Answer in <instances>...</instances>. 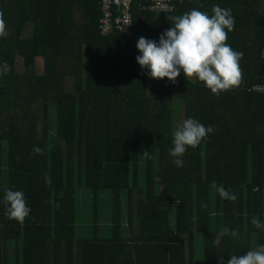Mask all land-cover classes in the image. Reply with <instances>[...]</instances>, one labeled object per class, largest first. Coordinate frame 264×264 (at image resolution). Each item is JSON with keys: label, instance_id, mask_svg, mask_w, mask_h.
<instances>
[{"label": "trees", "instance_id": "obj_1", "mask_svg": "<svg viewBox=\"0 0 264 264\" xmlns=\"http://www.w3.org/2000/svg\"><path fill=\"white\" fill-rule=\"evenodd\" d=\"M213 5L234 16L227 43L243 53L242 78L219 96L177 78L184 119L214 129L177 168L168 154L176 82L150 78L136 44L158 43L169 17L193 8L211 15ZM103 14L97 0H0V66L10 68L0 74V264H115L110 256L125 250L127 264H195L197 236L204 264H218L264 245V230L251 224L264 222V93L255 90L264 85V0H183L166 13L135 7L133 38L102 35ZM213 185L237 199H221ZM81 188L96 203L112 195L111 238L77 236ZM9 189L31 208L23 224L5 215ZM223 228L239 239L220 237L217 247Z\"/></svg>", "mask_w": 264, "mask_h": 264}, {"label": "clouds", "instance_id": "obj_2", "mask_svg": "<svg viewBox=\"0 0 264 264\" xmlns=\"http://www.w3.org/2000/svg\"><path fill=\"white\" fill-rule=\"evenodd\" d=\"M211 13L209 15L208 12L193 8L169 17L171 27L160 35L158 43L156 40L140 37L136 44L140 55L136 60L141 69L146 70V74L152 79L167 78L172 83L183 73L189 81L196 79L202 82L215 96L237 87L242 78L240 61L243 53L234 50L227 43L228 33L235 27L234 16L231 9L219 5H213ZM2 29L3 21L0 20V34ZM8 71L10 68L7 63L0 66V74H7ZM213 132L211 126L206 127L195 118L184 119L175 125L171 132L173 147L168 153L172 157V163L177 168L183 167L182 157L187 150L197 148ZM33 152L43 155L44 150L35 146ZM46 182L51 183L50 178H46ZM213 187L221 199H237L235 193L223 185ZM3 204L8 219L21 224L31 213L25 194L20 190H6ZM251 224L264 230V222L259 217H252ZM223 236L239 239V231L223 228L214 240V245L218 247L220 237ZM230 256L227 261L220 257L218 264H264V245L251 248L244 254L233 253Z\"/></svg>", "mask_w": 264, "mask_h": 264}, {"label": "built area", "instance_id": "obj_3", "mask_svg": "<svg viewBox=\"0 0 264 264\" xmlns=\"http://www.w3.org/2000/svg\"><path fill=\"white\" fill-rule=\"evenodd\" d=\"M102 6L103 17L100 19L99 30L104 36L121 32L133 38L135 32L134 9L155 13L171 12L183 0H97ZM258 92L264 93V85L255 87Z\"/></svg>", "mask_w": 264, "mask_h": 264}, {"label": "rangeland", "instance_id": "obj_4", "mask_svg": "<svg viewBox=\"0 0 264 264\" xmlns=\"http://www.w3.org/2000/svg\"><path fill=\"white\" fill-rule=\"evenodd\" d=\"M25 70L24 63L21 59H18V72L23 73ZM149 87H152V80L150 79ZM176 90L174 92V98L178 103L175 105V125L179 124L184 120V107L182 101L179 99L178 86L179 81L176 83ZM75 86L74 78H69L68 80V90L73 91ZM53 114L56 115L55 109H53ZM78 196V210L80 218L78 219L80 224H85L88 226L89 232H93L94 229L91 227L95 224L98 227L102 226L105 228L106 235L110 234L111 221L113 220V201L112 195L107 197V199H100L97 203L93 199V193L89 189L81 188L77 191ZM110 226V227H109Z\"/></svg>", "mask_w": 264, "mask_h": 264}, {"label": "crops", "instance_id": "obj_5", "mask_svg": "<svg viewBox=\"0 0 264 264\" xmlns=\"http://www.w3.org/2000/svg\"><path fill=\"white\" fill-rule=\"evenodd\" d=\"M127 219L126 223H124V227H123V231H124V237L126 239L130 238L131 236V232L128 230V223H127ZM111 225L112 226L110 228V234L106 235L105 233H107V231H105V228H103L102 226L98 227L93 225L94 231L93 232H89V229L86 228L88 226H85V224H80L79 222H77V236L79 238H83V239H92L95 237H99V238H103V239H108L111 238L113 236V220L111 221ZM109 226V227H110ZM128 251V250H127ZM125 250L123 256H110L111 259H113L114 261H112L115 264H127L128 261V255H126ZM194 254H195V264H204V256H205V252H204V239L202 238V236H197L196 238V242H195V249H194ZM93 256L94 254H90L89 256Z\"/></svg>", "mask_w": 264, "mask_h": 264}]
</instances>
